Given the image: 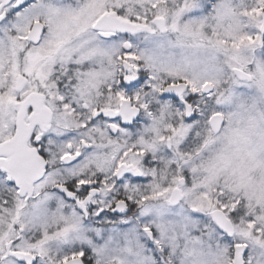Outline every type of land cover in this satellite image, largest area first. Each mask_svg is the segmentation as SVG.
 I'll return each mask as SVG.
<instances>
[{
  "label": "snow or ice",
  "instance_id": "6c2138e0",
  "mask_svg": "<svg viewBox=\"0 0 264 264\" xmlns=\"http://www.w3.org/2000/svg\"><path fill=\"white\" fill-rule=\"evenodd\" d=\"M0 264H264V0H0Z\"/></svg>",
  "mask_w": 264,
  "mask_h": 264
}]
</instances>
